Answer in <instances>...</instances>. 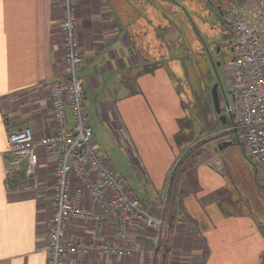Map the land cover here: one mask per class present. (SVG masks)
I'll return each instance as SVG.
<instances>
[{
  "label": "crops",
  "instance_id": "obj_1",
  "mask_svg": "<svg viewBox=\"0 0 264 264\" xmlns=\"http://www.w3.org/2000/svg\"><path fill=\"white\" fill-rule=\"evenodd\" d=\"M122 1L77 0L83 54L81 75L94 136L100 135V124L118 129L121 134L129 127L136 138L142 137L144 129L162 130L161 123L175 131L181 100L164 70H147L145 57L138 51L131 52L129 22ZM234 1L240 7L247 4V0ZM60 17L58 0H0V264L49 262L47 222L52 213L56 159L41 156L37 186L24 164L12 177H7L6 170L13 168L7 153L10 132L25 126H30L36 136L53 131L49 85L64 65ZM131 71L142 92L136 95L140 110L138 105L137 110L131 108L136 105L135 96L128 94ZM130 97L135 99L132 103ZM155 135L159 137L156 132ZM167 168L168 165L161 167L153 162V174L162 176ZM199 168V183L203 185L200 194H195L192 180L189 190L183 191L185 180L176 187V174L171 176L167 193L170 185L171 191L173 187L180 188L177 195L176 189L170 194L171 204L165 210V219L173 225L172 233L167 234L163 228L158 237L133 222L125 238L126 243L135 246L132 255L121 257L93 251L72 254L63 264H155L163 237L168 238L167 264H264V209L257 211L260 216L256 211L225 213L221 203L231 194L224 181L215 178L217 174L209 166L202 164ZM158 173L154 174L156 179ZM78 189L82 190L81 203L100 211L92 195L74 177L72 191ZM140 199L153 213L162 211L161 201ZM117 230V215L107 216L99 240L118 239ZM89 233V224L68 219V239L87 240Z\"/></svg>",
  "mask_w": 264,
  "mask_h": 264
},
{
  "label": "rangeland",
  "instance_id": "obj_2",
  "mask_svg": "<svg viewBox=\"0 0 264 264\" xmlns=\"http://www.w3.org/2000/svg\"><path fill=\"white\" fill-rule=\"evenodd\" d=\"M232 1H122L123 13L129 22L131 52L138 51L145 57L147 70L149 67L160 68L167 73L182 104V111L175 116V131L161 123L162 130L144 129L140 135L142 137L136 138L129 127L121 134L118 129H109L106 124H100L102 129L95 142L140 198L158 200L163 204L166 201L169 208L171 198L167 199V189L177 166L176 187L184 179L182 190H189L192 180L191 187L195 194H200L203 185L199 183V165L203 164L217 174L215 178L224 181L225 189L231 194L221 203L225 213L264 209V168L255 164L236 136L221 133L225 126L232 123L226 109L227 101L233 103L231 73L226 65L233 57L235 40L233 29L222 14L235 2ZM246 3L243 6L246 9L259 10L253 0ZM248 19L256 24L264 43V18L254 12ZM218 62L220 64L215 68L214 63ZM128 79V94L136 99V105L131 108L137 110L138 105L140 110L136 95L142 92L136 74L129 72ZM217 81L221 82V113L216 111L211 93ZM135 99L130 97L129 102ZM158 119L160 123L159 116ZM108 124L113 126L111 121ZM155 132L159 134L158 138ZM180 136L185 137L184 142ZM153 162L161 167L168 165L162 176L155 172L158 173L157 179L153 174ZM176 187H173L171 194ZM179 191L180 188H177L176 195ZM257 215L260 216L261 212H257Z\"/></svg>",
  "mask_w": 264,
  "mask_h": 264
},
{
  "label": "built area",
  "instance_id": "obj_3",
  "mask_svg": "<svg viewBox=\"0 0 264 264\" xmlns=\"http://www.w3.org/2000/svg\"><path fill=\"white\" fill-rule=\"evenodd\" d=\"M253 1L259 7L258 11L232 3L225 12L235 40L233 57L226 65L231 73L233 103L227 101L226 105L232 123L225 126L221 133L236 136L255 164L264 168V43L256 24L248 19L254 12L264 18V0ZM58 3L61 8L59 28L64 46V65L49 85L53 131L36 136L30 126H25L10 132L7 153L13 168L6 170V174L12 177L15 170L24 164L28 176L37 186L41 156L50 155L56 159L52 213L47 222L48 264H63L72 254L93 251L130 256L135 246L125 242L129 226L137 222L159 237L161 229L169 227L165 219L167 203L165 201L159 214L153 213L97 146L86 112L77 0H58ZM74 177L92 195L100 211L81 203L82 190L72 191ZM113 214L117 215L118 239L111 242L99 240L104 232L106 217ZM69 218L89 224L87 240L66 237Z\"/></svg>",
  "mask_w": 264,
  "mask_h": 264
},
{
  "label": "trees",
  "instance_id": "obj_4",
  "mask_svg": "<svg viewBox=\"0 0 264 264\" xmlns=\"http://www.w3.org/2000/svg\"><path fill=\"white\" fill-rule=\"evenodd\" d=\"M222 14L224 16L225 21L227 22V20L225 18V13H222ZM217 65H218L217 63H214V67L215 68H217ZM179 138L182 140V142L185 141V137L180 136ZM178 165H180V164H178ZM178 167L179 166L175 167V169L173 170L172 178H174V175L176 174V171H177ZM168 191H169L168 192V198H169L170 194H171V185L169 186V190ZM172 230H173V225L170 224L169 227L167 228V234L172 233ZM160 242L162 244H160V246L157 248L156 255H155V264H167V259L169 257V249L167 248L168 238L166 240H164V237H163L162 241H160Z\"/></svg>",
  "mask_w": 264,
  "mask_h": 264
},
{
  "label": "water",
  "instance_id": "obj_5",
  "mask_svg": "<svg viewBox=\"0 0 264 264\" xmlns=\"http://www.w3.org/2000/svg\"><path fill=\"white\" fill-rule=\"evenodd\" d=\"M219 64H220V62H218V65ZM220 85H221V82L217 81L214 83V85L212 86V89H211L214 107L218 113H221L220 96H219ZM231 119H232V116H231Z\"/></svg>",
  "mask_w": 264,
  "mask_h": 264
}]
</instances>
